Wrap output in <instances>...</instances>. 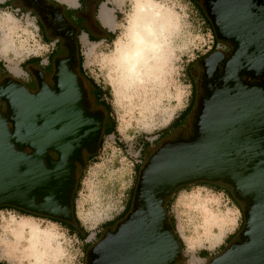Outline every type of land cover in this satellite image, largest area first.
<instances>
[{"label":"water","instance_id":"obj_1","mask_svg":"<svg viewBox=\"0 0 264 264\" xmlns=\"http://www.w3.org/2000/svg\"><path fill=\"white\" fill-rule=\"evenodd\" d=\"M54 60L49 88L30 92L14 75L0 82V207L74 224L73 195L85 155L99 149L103 116L86 115L77 97L75 30ZM52 154L55 156L53 157ZM198 181L225 182L245 204L240 243L206 264H264V91L236 84L204 99L195 133L162 143L138 171L131 207L87 250L88 264H175L182 246L166 199Z\"/></svg>","mask_w":264,"mask_h":264},{"label":"rangeland","instance_id":"obj_2","mask_svg":"<svg viewBox=\"0 0 264 264\" xmlns=\"http://www.w3.org/2000/svg\"><path fill=\"white\" fill-rule=\"evenodd\" d=\"M124 1V13L114 39L108 43L91 42L80 46L82 68L89 78L105 89L115 124L114 132L103 137L97 155L84 169L74 199L75 215L88 235L82 240L57 222L23 215L12 209H0V262L3 264H84L86 243L91 247L100 239L104 227L108 226L105 222L122 219L121 214L133 194L138 166L143 165L162 143L187 140L188 134L181 127L160 140L158 138L185 109L190 94L188 67L208 48L211 34L199 14L185 1L155 0L160 6L159 20L162 11L172 15L164 36L166 60L162 71H157V79L147 83L142 89L143 94L132 97L130 102L129 97L121 98L116 91V73L111 62L117 42L126 39L129 18L140 0ZM33 22V17L0 12V58H4L5 64L9 65L7 69L16 78H26V71L20 73L16 67L22 60L36 55L44 59L47 52L42 39L35 38L31 28ZM5 35L11 42L4 49L1 40ZM160 63L157 60V66ZM241 204L245 206L243 202ZM168 211L183 243L179 261L184 264H206L232 243L228 236L235 234L234 239L237 238L243 224L242 209L226 192L202 184L186 185L173 194ZM14 218L17 223L28 221L53 233L51 245L60 248L57 257L52 260L51 248L39 236L34 244L37 248H48V257L46 263L37 261L31 253L29 235L19 230H6L8 222Z\"/></svg>","mask_w":264,"mask_h":264},{"label":"flooded vegetation","instance_id":"obj_3","mask_svg":"<svg viewBox=\"0 0 264 264\" xmlns=\"http://www.w3.org/2000/svg\"><path fill=\"white\" fill-rule=\"evenodd\" d=\"M95 1H88V9L93 10L96 6ZM183 1L199 14L211 34L210 45L189 70L190 94L185 107V109L189 108V113L180 127L183 132H187V139H190L195 133L200 104L211 94L223 90L231 91L236 84L246 88H260L264 91V0ZM84 4L85 0H81V5ZM28 6L34 10L35 23L38 25L39 31L47 37L59 35L60 39H64V42L58 46L56 43L54 44V48L57 46V52L52 57L49 67L42 69L43 72L39 70L40 68L35 69L30 66L25 69V79L14 77L20 80L30 92H36L39 89L40 81L52 89L54 87L52 81L54 60L68 54V40L76 26L73 25L72 15H69L61 7L48 3L47 0H30ZM69 29V34H66V30ZM76 37L77 35H75L77 49ZM67 70L70 73L75 72L78 77L76 95L84 113L90 116L97 114L103 116L102 139L109 121L113 120L108 110L105 89L96 82L89 81L83 68L79 67V62L77 66L69 64ZM8 74H5L0 66V82ZM100 147L99 142V149ZM84 155L86 164L87 157L91 155L86 152ZM52 156L55 155L52 154ZM118 221L113 225L105 226L101 236L107 231H113ZM242 241L243 239L238 234L232 243ZM87 250L85 251L84 264H88L92 259L91 256H87Z\"/></svg>","mask_w":264,"mask_h":264},{"label":"bare ground","instance_id":"obj_4","mask_svg":"<svg viewBox=\"0 0 264 264\" xmlns=\"http://www.w3.org/2000/svg\"><path fill=\"white\" fill-rule=\"evenodd\" d=\"M160 14V6L155 0H140L135 12L129 18L126 39L117 42L111 58L116 73V91L121 98L129 97L130 102L132 97L143 94L142 89H145L147 83L157 79V71H162L165 64L166 39L164 36L167 33L166 24L171 25L172 15L162 11L161 20H159ZM10 42L5 35L1 40V47L8 48ZM157 60L161 61L158 66ZM15 221V219L10 220L6 230L26 232L29 235L31 253L37 261L46 263L48 257V248H37L34 244L39 236L46 242V246L51 248L52 260L57 257L60 248L58 245H51L54 240L53 233L41 230L28 221L21 220L18 221L19 223Z\"/></svg>","mask_w":264,"mask_h":264},{"label":"crops","instance_id":"obj_5","mask_svg":"<svg viewBox=\"0 0 264 264\" xmlns=\"http://www.w3.org/2000/svg\"><path fill=\"white\" fill-rule=\"evenodd\" d=\"M29 1L30 0H0V12H14L16 15L20 14V17L23 18L25 16H27V18L33 17L35 22L36 15L33 8L28 6ZM47 1L56 7H61L64 11H67L69 15H72V19L74 20L73 25L76 26L75 35H77L76 38L80 46L91 42H111L120 27V19L124 13L123 6L125 4L124 0H96V6L93 10H90L88 9L89 0H85L84 5H81V0ZM76 12L78 13L76 14ZM57 17L59 16L57 15ZM13 19L16 20L14 17ZM37 28L39 33L38 39H42V44L47 47L46 55L44 59L39 55H36L29 56L22 60L19 65L16 66L20 70V73L30 66L35 69H46L49 67L52 57L57 52L58 44L64 42V39H60L59 35L47 37L39 31L38 25ZM70 29L66 30V34H69ZM2 30L3 29H1V31ZM55 43L57 46L54 48ZM0 54H2L1 51ZM0 62L2 63L3 68L9 73L10 70L7 69L9 65L5 64L4 58H0ZM232 240H234V237Z\"/></svg>","mask_w":264,"mask_h":264},{"label":"trees","instance_id":"obj_6","mask_svg":"<svg viewBox=\"0 0 264 264\" xmlns=\"http://www.w3.org/2000/svg\"><path fill=\"white\" fill-rule=\"evenodd\" d=\"M77 54H78L79 67H82L83 56L81 55V52H80V45H79L78 41H77ZM192 64H193V62H192V63L189 65V67H188V70H187L188 76H189V70H190ZM0 66H1V68L3 69V72H4L5 74H8V72L3 68L1 62H0ZM89 81H90L91 83L94 82L91 78H89ZM108 110L110 111V106H109V105H108ZM188 113H189V108L184 109V110L179 114V116H177V118H175V119L173 120V122L171 123V126H170L169 128H165V130H163V132L159 134V138H158V139H159V140L162 139L164 136L173 133L178 127H180V126L185 122V119H186ZM114 130H115L114 120H110L107 129H106V130L104 131V133H103V136H105L106 134H109V133H113ZM102 139H103V138H102ZM102 139H101V141H100V146H101V143H102ZM147 143H148V142H146V144H147ZM146 144H145V147L147 148V145H148V144H147V145H146ZM146 148H145V149H146ZM145 149H144V150H145ZM97 152H98V151H97ZM97 152H96L94 155L88 156V157H87L86 164H85V167H84L83 169H80V170L78 171V181H77V186H76V190H75L74 195H73L74 224H70V223H67V222H64V221H61V220H57V219H54V218L46 217V216H41V215H37V214H33V213H29V212H26V211H24V210H21V209H18V208L12 207V206H2V207H0V209H3V208H6V209H12V210H15V211H17V212L23 214V215H29V216H34V217H41V218H45V219H47V220H50V221H52V222H57V223H59V224L65 226V227L68 229V231H70L71 233H76L80 239L85 240L86 237H87V235H88V233H87V232L81 227L80 222H79L78 218H77L76 215H75V210H74V199H75V195H76V192H77V190H78V187H79V182H80V179H81L82 173H83L84 169L86 168L88 162H89L90 160H92V159L97 155ZM141 166H142V165L138 166L137 172L139 171V169L141 168ZM221 183H223V182H206V181H198V182H195V184H202V185L208 186V187H210V188H213V189H215V190H222V191L226 192V194L231 198V200H232L233 202H235L236 205H237L240 209H243V206H242L241 202L238 201V200H236V199L234 198V196H233V194H232V192H231V188H230V187H227V184H221ZM134 187H135V186H133V188H132V191H131L132 193H133ZM185 187H186V186H181V187L177 188V189L174 191L173 194H175L177 191H179V190H181V189H184ZM173 194H172L170 197H168V198L166 199L165 210H166V212H167V214H168V216H169V224H171V225L173 226L174 230H175V220H174V218L169 214V211H168V207H169V205H170V203H171V200H172V196H173ZM131 199H132V195H131V198H130V201H129V205H128V207H127L126 210L121 214V218H123V217L126 215V213L130 210V207H131ZM116 221H117L116 219H115V220H111V221L105 222V224L108 225V226H109V225H113V224H115ZM242 225H243V224H242ZM175 234H176V236H177V238H178V240H179V242H180V244H181V246H182V249H183V243H182V240H181V238L179 237V235H178V233L176 232V230H175ZM234 235H235V234H231V235L227 238L228 241L231 242V240L233 239ZM89 245H90V244L86 243V249H88V248L90 247ZM204 254H205V252L202 251V252H201V256L204 257V256H205ZM0 264H3V263L0 262ZM175 264H184V261H182V262L178 261V262H176Z\"/></svg>","mask_w":264,"mask_h":264},{"label":"built area","instance_id":"obj_7","mask_svg":"<svg viewBox=\"0 0 264 264\" xmlns=\"http://www.w3.org/2000/svg\"><path fill=\"white\" fill-rule=\"evenodd\" d=\"M34 24H31V28L35 31V38L39 37V33H38V28L37 25L35 24V22H33Z\"/></svg>","mask_w":264,"mask_h":264}]
</instances>
